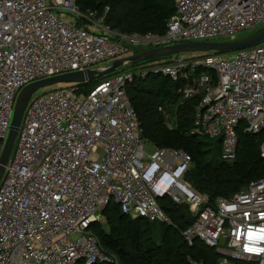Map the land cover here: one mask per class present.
Segmentation results:
<instances>
[{
	"label": "built area",
	"instance_id": "obj_1",
	"mask_svg": "<svg viewBox=\"0 0 264 264\" xmlns=\"http://www.w3.org/2000/svg\"><path fill=\"white\" fill-rule=\"evenodd\" d=\"M79 2L0 0V159L16 100L35 82L104 71L141 45L216 42L264 29V0H175L164 35L123 34L106 24L110 8L99 15ZM150 74L188 82L182 99H199L188 133L221 141L227 163L237 160L241 125L264 132V42L124 64L91 90L93 81L34 95L0 180V264H120L93 229L102 213L115 204L132 219L171 225L165 199L189 207L194 220L183 236L215 250L217 264H264V179L214 204L192 189L184 181L192 157L143 137L128 88Z\"/></svg>",
	"mask_w": 264,
	"mask_h": 264
},
{
	"label": "trees",
	"instance_id": "obj_2",
	"mask_svg": "<svg viewBox=\"0 0 264 264\" xmlns=\"http://www.w3.org/2000/svg\"><path fill=\"white\" fill-rule=\"evenodd\" d=\"M133 1H135V10L149 18L146 31L126 32L118 28L125 21V14L119 10V6L124 2L127 5L132 4ZM79 3L83 11L91 10L99 15H102L107 7L110 8L106 24L127 35L150 32L164 35L167 32L169 19L176 13L175 0H80ZM211 75L215 78L213 73ZM92 83L95 84L94 81ZM185 85L184 80L173 81L162 74H150L146 79L138 80L129 86L128 93L142 123L144 139L156 147L182 150L189 154L195 166L186 173L184 181L188 182L195 191L204 196L207 195L211 202H215L218 198L230 199L251 182L264 179V158L260 154L264 132L256 135L249 134L241 125L237 130L239 142L236 162L233 165L221 162V141L206 140L188 133L194 121L195 106L198 101L196 99L180 100L179 91ZM93 86L89 84L85 90H91ZM166 104L178 105L175 128H169L163 113L159 111L160 107L167 109ZM257 137L261 138V143L256 142ZM207 141L217 142L213 155L206 150ZM161 206L169 217L171 216V225L150 223L140 218L132 219L124 214L119 206L115 204L108 206L104 211L108 219V232L99 229L100 225L93 227L103 249L116 254L120 262L126 263L129 260L127 257H132L133 250H138L143 252L142 258L146 263L152 259L155 261L159 255H162L164 262H156V264L195 262L217 264L219 255L215 250L199 241L190 246L183 236L184 231L192 225L194 220L189 207L174 204L169 199L162 200ZM142 224L156 228V235L161 238L158 247L149 245L152 243V238L146 239V235L150 229L144 230ZM173 232L180 233L181 243L178 236L172 235ZM237 264L257 263L239 262Z\"/></svg>",
	"mask_w": 264,
	"mask_h": 264
},
{
	"label": "water",
	"instance_id": "obj_3",
	"mask_svg": "<svg viewBox=\"0 0 264 264\" xmlns=\"http://www.w3.org/2000/svg\"><path fill=\"white\" fill-rule=\"evenodd\" d=\"M264 42V29L260 32L236 41H216V42H199V43H182L168 46H161L152 49H140L136 48L140 54L131 56L130 58L117 60L108 69L97 72L89 70L87 72H73L45 80L35 82L25 87L19 94L12 120L11 129L5 148L0 159V180L4 173V167L8 163L11 153L13 151L19 129L21 127L25 111L30 103L32 97L40 90L58 85V84H83L92 82L96 79L105 77L109 74L116 72L124 64L139 65L147 61H155L163 59L169 56L178 54H189V53H202V52H216V53H230L247 49Z\"/></svg>",
	"mask_w": 264,
	"mask_h": 264
},
{
	"label": "rangeland",
	"instance_id": "obj_4",
	"mask_svg": "<svg viewBox=\"0 0 264 264\" xmlns=\"http://www.w3.org/2000/svg\"><path fill=\"white\" fill-rule=\"evenodd\" d=\"M127 2V1H126ZM119 10H122V14H125V21L123 22V24L121 26H118V28L126 31V32H130V31H146L147 27L149 26V18L148 17H145V16H142L141 14H139L136 10H135V1L132 2V4H128L127 3H121V5L119 6ZM107 19V18H106ZM107 21V20H106ZM257 32H243L241 34H238L234 37H225L223 39H219V42H222V41H236V40H239V39H243V38H246V37H249V36H252L254 34H256ZM136 48H140V49H144V46H140V47H134L133 51L130 53L129 56H135V55H138L140 54V52H138L136 50ZM148 49V48H146ZM129 56H125V57H121L119 59H123V58H126V57H129ZM170 58L173 57V56H169ZM169 57H166V58H163V59H159L160 60H165ZM116 60L118 59H114V60H111L103 65H111L113 64ZM156 61V60H155ZM100 81V79H96L94 80L95 84H97L98 82ZM186 84H188L187 81H185ZM94 83L90 84V85H95ZM59 85H69V84H58V85H54V86H50V87H47V88H44L40 91H38L35 95H40L50 89H54L56 87H60ZM180 93H182V91H179ZM197 101L199 100L198 98H195ZM180 100L182 101V97L180 98ZM180 101V102H181ZM166 107L167 109L164 107L163 111L162 112H165V115H164V118H165V121L167 122L168 126L170 128H175L176 126V121H177V116H176V110H177V106H173V105H167L166 104ZM206 140H209V139H206ZM206 142V141H205ZM256 142L257 143H261V138L260 137H257L256 138ZM264 142V141H262ZM208 147H207V151H210L212 153V155L215 153V150H216V143L217 142H208ZM154 145V144H153ZM262 145V144H261ZM260 145V146H261ZM222 146V145H221ZM148 152H152L153 150L151 148H148L147 149ZM222 152H223V148H221V157H220V161L225 163V164H230V165H233L234 162H226L223 158H222ZM194 163H192L191 165V168L190 170H192L194 168ZM188 183V182H187ZM189 184V183H188ZM190 185V184H189ZM191 186V185H190ZM192 187V186H191ZM248 186H246L245 188H243L242 190H245ZM192 189H194L192 187ZM195 190V189H194ZM240 190V191H242ZM239 191V192H240ZM198 192V191H197ZM237 192V193H239ZM200 193V192H198ZM235 193V194H237ZM202 194V193H200ZM234 194V195H235ZM204 195V194H202ZM233 195V196H234ZM207 196V195H205ZM232 196V197H233ZM208 197V196H207ZM209 198V197H208ZM218 199H224V198H218ZM217 199V200H218ZM216 200V201H217ZM215 201V202H216ZM215 202H212V204H214ZM191 211V210H190ZM192 214V213H191ZM171 217V216H170ZM96 225H100L99 226V229H102L106 232H108V219H107V216L104 215V212L102 213L101 215V221L98 222ZM142 228L144 230H147V229H150L149 231L150 232H147V235H146V239L148 238H152V243H150L149 245H153V247H158V245L160 244L161 242V238H159V236L156 235V228L155 227H152L151 225H145V224H142ZM172 235H176L178 236V238L180 239V243L182 242L181 240V236H180V233H176V232H173ZM148 244V243H146ZM142 251H138V250H133V252L131 253L132 254V257L128 256L127 259L129 258L128 262H124V261H121L120 264H156V262L158 263H161L163 261V257L162 255H159L158 258L153 261L150 260L148 261L147 263L143 260L142 258ZM116 255V254H115ZM164 262V261H163ZM169 264V263H168ZM200 264V263H199Z\"/></svg>",
	"mask_w": 264,
	"mask_h": 264
}]
</instances>
